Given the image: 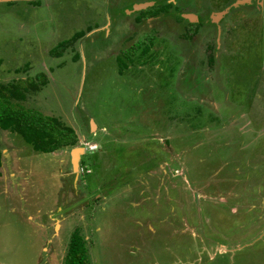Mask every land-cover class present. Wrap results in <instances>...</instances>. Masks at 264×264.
Instances as JSON below:
<instances>
[{
	"label": "rangeland",
	"instance_id": "374dc122",
	"mask_svg": "<svg viewBox=\"0 0 264 264\" xmlns=\"http://www.w3.org/2000/svg\"><path fill=\"white\" fill-rule=\"evenodd\" d=\"M43 71L78 139L0 133V264H66L75 228L91 264H264V0H0V79Z\"/></svg>",
	"mask_w": 264,
	"mask_h": 264
},
{
	"label": "trees",
	"instance_id": "16d2710c",
	"mask_svg": "<svg viewBox=\"0 0 264 264\" xmlns=\"http://www.w3.org/2000/svg\"><path fill=\"white\" fill-rule=\"evenodd\" d=\"M155 6L141 11L142 15L145 17L157 15L158 12L167 10L171 5L170 3H166L158 11ZM176 13H174L176 17L178 16L183 19L181 15ZM91 29L92 27L88 28V30ZM84 34L83 32L82 34L76 32L69 39L62 40L52 50V54L62 56L67 48L66 46H69ZM141 45V42L137 43L135 45L136 48L133 47L134 50L132 48V52H135V49ZM142 46L144 47L142 48L141 55L145 56L150 47L144 43ZM125 65L127 66V64ZM126 66L121 69L122 72ZM49 82L50 77L44 71L39 72L36 77L13 78L10 81L0 79V132L2 130H9L20 134L28 144L32 145L35 151L45 153L53 152L63 146H73L78 139L76 130L66 124L59 116L49 114L29 104V95L40 92L42 87ZM2 147L3 143L0 141V168L3 157ZM66 264H91L86 239L79 228H75L70 235Z\"/></svg>",
	"mask_w": 264,
	"mask_h": 264
},
{
	"label": "crops",
	"instance_id": "0c3cea01",
	"mask_svg": "<svg viewBox=\"0 0 264 264\" xmlns=\"http://www.w3.org/2000/svg\"><path fill=\"white\" fill-rule=\"evenodd\" d=\"M2 132H4V133H6V132H8L9 133V131L8 130H2L0 133H2ZM3 133V134H4ZM9 136H10V134H9ZM0 139H1V137H0ZM2 143H4L3 141H1ZM4 147H6V145L5 144H3V147H2V152H3V157H2V166H1V168H0V192L2 193L3 191H6L7 189H9L8 187V183H9V176L7 175V173L4 171L5 170V167H8V165H7V163H6V160H7V156L9 155L7 152H6V149L4 148ZM35 152H41V151H35ZM5 153V154H4ZM41 153H45V152H41ZM49 153H52V152H47V153H45L46 155H51V154H49ZM19 168V167H18ZM16 170H18V169H16ZM55 175H56V173H55ZM10 176H13V177H15L16 178V176H15V173H11L10 174Z\"/></svg>",
	"mask_w": 264,
	"mask_h": 264
},
{
	"label": "water",
	"instance_id": "95a60500",
	"mask_svg": "<svg viewBox=\"0 0 264 264\" xmlns=\"http://www.w3.org/2000/svg\"><path fill=\"white\" fill-rule=\"evenodd\" d=\"M238 2V1H237ZM139 6H137V8H138ZM80 151V148H74V149H72V151ZM74 153V152H73ZM72 157L74 158V160H73V163H74V167L76 168V164H77V158H75L74 157V155L72 154ZM78 157V156H77Z\"/></svg>",
	"mask_w": 264,
	"mask_h": 264
},
{
	"label": "bare ground",
	"instance_id": "6f19581e",
	"mask_svg": "<svg viewBox=\"0 0 264 264\" xmlns=\"http://www.w3.org/2000/svg\"><path fill=\"white\" fill-rule=\"evenodd\" d=\"M80 151H81V149H80ZM80 151H77V150H76V151H72V154L74 155L75 158L78 159L77 156H78V153H79ZM73 152H74V153H73ZM73 160H74V158H73Z\"/></svg>",
	"mask_w": 264,
	"mask_h": 264
},
{
	"label": "flooded vegetation",
	"instance_id": "af4514ba",
	"mask_svg": "<svg viewBox=\"0 0 264 264\" xmlns=\"http://www.w3.org/2000/svg\"><path fill=\"white\" fill-rule=\"evenodd\" d=\"M154 5H155V3H153L152 5H149V7H150V6H154ZM72 158H73V157H72ZM72 160H73V159H72Z\"/></svg>",
	"mask_w": 264,
	"mask_h": 264
}]
</instances>
